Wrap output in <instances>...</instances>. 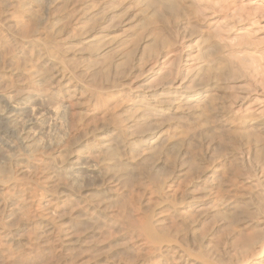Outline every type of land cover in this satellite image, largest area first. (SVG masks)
<instances>
[{
    "label": "bare ground",
    "instance_id": "1",
    "mask_svg": "<svg viewBox=\"0 0 264 264\" xmlns=\"http://www.w3.org/2000/svg\"><path fill=\"white\" fill-rule=\"evenodd\" d=\"M207 9L0 0V264H264L263 44Z\"/></svg>",
    "mask_w": 264,
    "mask_h": 264
},
{
    "label": "rangeland",
    "instance_id": "2",
    "mask_svg": "<svg viewBox=\"0 0 264 264\" xmlns=\"http://www.w3.org/2000/svg\"><path fill=\"white\" fill-rule=\"evenodd\" d=\"M194 1L198 5H200L202 9H204V7L209 8V10L207 9L205 12L207 13L206 14L207 19L210 21V24H211L212 29L214 31L217 30L218 27H219L218 29H220V24L222 25V24H225L227 21H229V19L231 18L229 15L231 13H233L234 15L231 14V16L232 17L234 16L235 19L237 18V21L242 22V23L240 22L239 25H243L245 29L247 28L246 30H248V32H250L251 38L254 40V42L256 39H258V40H260L259 43L263 44V46H262L261 44H258V42H257V44H258L257 47L261 45L260 47H258V49H262V47H263V50H264V43H263V41H264V16H263L264 15V12H263L264 11V0H231V1L230 0H194ZM229 5H231V6H229ZM226 6H228L227 10L225 8ZM229 7H231V8H229ZM248 7L252 11L249 10ZM236 9L237 10L239 9V10L237 11ZM241 9L244 12L240 11ZM211 11H216V12L212 13ZM225 12H228V18L229 19L227 18V15ZM235 12H237L238 14H236ZM254 12H255V14L256 13H258V14L255 15ZM260 12L262 13V15ZM222 13L225 15H223ZM246 13H248V15H246ZM239 14H243L242 15L243 20L239 16ZM244 14L246 15V17ZM239 17L241 18L240 20L238 19ZM234 21H236V20H234ZM254 32L256 35H254L252 37V34H254ZM232 42L234 43V41H232ZM182 58H183L184 64H185L186 63L185 61L188 59L186 49H184L182 51ZM183 69H184V67H183ZM178 85H179V82L176 83L175 87ZM12 105L13 104H10V102H9L7 104V107L12 108ZM0 123L3 126V128H5L6 131L8 130V129H6V127L9 126L8 133L10 134L12 132L10 135H13V137H11L12 139L11 138H4V137L0 136V162H3L6 159V156H8L9 154H12L13 149L14 150L16 148L19 149L18 147L20 146V148H22L23 150H26L28 148V144H27L26 140L23 139V137H24L23 132H19L11 124L8 125L6 119L0 118ZM35 123L38 124L39 122L33 121V123H32L33 127L35 126ZM29 124H31V122L27 123V125H29ZM37 132H38V129H36L35 134H37ZM50 134L52 137L53 132H51ZM45 136H46V134L44 135V137ZM44 143H45V141H44ZM93 174L94 173L90 172L89 170H86L85 165L81 164V165H77L73 168L68 169L67 177L70 179H73L75 182H80L81 180L91 178V176H93Z\"/></svg>",
    "mask_w": 264,
    "mask_h": 264
}]
</instances>
